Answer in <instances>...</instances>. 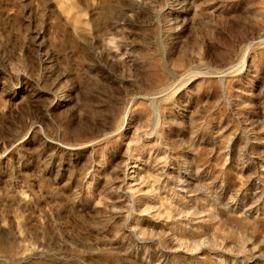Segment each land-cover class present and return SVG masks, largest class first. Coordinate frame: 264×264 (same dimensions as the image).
I'll return each mask as SVG.
<instances>
[{
  "label": "rangeland",
  "instance_id": "374dc122",
  "mask_svg": "<svg viewBox=\"0 0 264 264\" xmlns=\"http://www.w3.org/2000/svg\"><path fill=\"white\" fill-rule=\"evenodd\" d=\"M0 264H264V0H0Z\"/></svg>",
  "mask_w": 264,
  "mask_h": 264
}]
</instances>
